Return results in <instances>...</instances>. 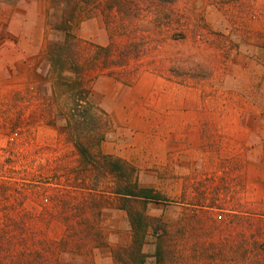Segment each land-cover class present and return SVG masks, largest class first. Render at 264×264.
<instances>
[{"label": "rangeland", "instance_id": "374dc122", "mask_svg": "<svg viewBox=\"0 0 264 264\" xmlns=\"http://www.w3.org/2000/svg\"><path fill=\"white\" fill-rule=\"evenodd\" d=\"M263 62L264 0L0 1V264H264L231 140L201 174L156 144L136 167L142 129L111 110L145 72L257 95Z\"/></svg>", "mask_w": 264, "mask_h": 264}, {"label": "crops", "instance_id": "0c3cea01", "mask_svg": "<svg viewBox=\"0 0 264 264\" xmlns=\"http://www.w3.org/2000/svg\"><path fill=\"white\" fill-rule=\"evenodd\" d=\"M262 78L264 80V72L259 73L258 79ZM112 83L114 93L117 90L121 93L120 101L111 106L112 112L125 114L120 118L121 127L124 123L132 127L131 115L143 130L138 133L141 141L134 143L132 149L136 154V167L143 160L141 156L145 152L151 154L156 144L160 154L163 153L158 159L166 157L172 161L177 153L187 162L185 171H193L191 164L199 160L201 174L204 169L201 166L209 160L205 154L218 151L217 148L207 149V144H217L218 138H225L235 146L232 161L237 162L234 170L242 179L239 187L249 194L264 193V88L259 89L262 92L257 95V90H245L248 95L243 99L232 90L233 94L225 99L221 90L181 87L147 72L137 75L132 85L125 88L116 81ZM154 128L161 129L157 134L173 139L159 137L150 143L154 135L150 130ZM208 136L216 140L209 141Z\"/></svg>", "mask_w": 264, "mask_h": 264}, {"label": "trees", "instance_id": "16d2710c", "mask_svg": "<svg viewBox=\"0 0 264 264\" xmlns=\"http://www.w3.org/2000/svg\"><path fill=\"white\" fill-rule=\"evenodd\" d=\"M0 1H3V2H10V1H13V0H0ZM149 193H150V191H143V193H142V197H149L148 195H149ZM123 194H125V195H127V196H133V195H135V194H132V192H126V193H123Z\"/></svg>", "mask_w": 264, "mask_h": 264}]
</instances>
